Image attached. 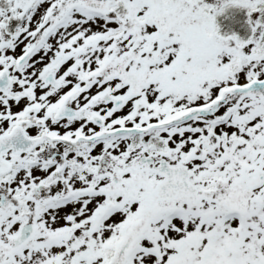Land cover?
I'll return each mask as SVG.
<instances>
[{
	"label": "snow or ice",
	"instance_id": "6c2138e0",
	"mask_svg": "<svg viewBox=\"0 0 264 264\" xmlns=\"http://www.w3.org/2000/svg\"><path fill=\"white\" fill-rule=\"evenodd\" d=\"M0 264H264V0H0Z\"/></svg>",
	"mask_w": 264,
	"mask_h": 264
},
{
	"label": "trees",
	"instance_id": "16d2710c",
	"mask_svg": "<svg viewBox=\"0 0 264 264\" xmlns=\"http://www.w3.org/2000/svg\"><path fill=\"white\" fill-rule=\"evenodd\" d=\"M219 22L224 30H237L243 33L244 21L243 14L240 12H234L221 16Z\"/></svg>",
	"mask_w": 264,
	"mask_h": 264
}]
</instances>
